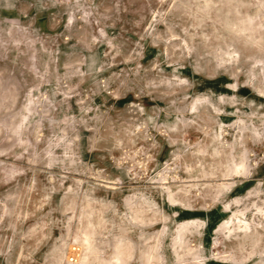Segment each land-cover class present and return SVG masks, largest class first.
Here are the masks:
<instances>
[{
	"label": "rangeland",
	"instance_id": "374dc122",
	"mask_svg": "<svg viewBox=\"0 0 264 264\" xmlns=\"http://www.w3.org/2000/svg\"><path fill=\"white\" fill-rule=\"evenodd\" d=\"M216 136L246 168L189 179ZM193 183L227 187L170 201ZM260 229L264 0H0V264H73L82 230L90 264H264Z\"/></svg>",
	"mask_w": 264,
	"mask_h": 264
},
{
	"label": "bare ground",
	"instance_id": "6f19581e",
	"mask_svg": "<svg viewBox=\"0 0 264 264\" xmlns=\"http://www.w3.org/2000/svg\"><path fill=\"white\" fill-rule=\"evenodd\" d=\"M240 23L241 22L239 21L234 23L232 27L230 26L231 29L243 30L244 26L240 25ZM246 27L248 29L253 28L249 23L248 25L246 24ZM242 144H243V141H240L235 144L236 148H232L231 146L227 147L230 150L231 154L229 156V159H225L224 148L220 147V142L218 141L217 136L209 138L206 145L203 146L202 150L201 149L197 150L198 154L200 153V156L197 157L196 163H194V165L190 167L188 171V178L189 179H201V178L208 179L212 177L214 178L218 176H229V175L242 173L243 170L246 168V163H247V158L245 157V155L241 153L242 150L240 149V147ZM225 186L226 185L223 183L215 184L214 186L211 183L186 184V185L177 187L174 192L173 191L170 192L168 198H170V201L174 202L177 200L178 194H181L183 198H186V196H189L190 194H192V192H194L195 195L198 194V195H203V196L208 195L213 190L215 191V193H219V192L221 193L222 189L224 190ZM145 205H146L145 202H142L141 206H139V209H138L139 215L143 214V212L150 209V208H145ZM182 228L183 227H181V229ZM229 228L230 230H233L235 232L236 231L242 232L241 235H246L248 231L255 230L251 228L249 223L243 222L242 219H239V218H236V221H233L230 224ZM261 232L264 233V231H261ZM92 236H93V232L89 230H82L81 234H79V237L77 235L74 236L75 242H77L78 246H80L81 249H84V250H81L82 253L78 255L76 261L73 264H90L88 260L90 259V255L94 254V252L91 250V242H90ZM114 248H115V251L111 253L108 259L100 260L98 257L94 256V259L97 261V264H125V256L128 253V250L126 249H129V248L126 247V245L124 244H119L118 241L115 244Z\"/></svg>",
	"mask_w": 264,
	"mask_h": 264
}]
</instances>
